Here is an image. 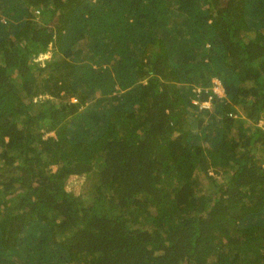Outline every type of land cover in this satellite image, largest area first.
<instances>
[{
  "label": "trees",
  "instance_id": "trees-1",
  "mask_svg": "<svg viewBox=\"0 0 264 264\" xmlns=\"http://www.w3.org/2000/svg\"><path fill=\"white\" fill-rule=\"evenodd\" d=\"M263 118L264 0H0V264H264Z\"/></svg>",
  "mask_w": 264,
  "mask_h": 264
},
{
  "label": "rangeland",
  "instance_id": "rangeland-1",
  "mask_svg": "<svg viewBox=\"0 0 264 264\" xmlns=\"http://www.w3.org/2000/svg\"><path fill=\"white\" fill-rule=\"evenodd\" d=\"M49 57L48 55L45 56ZM43 57V58H45ZM52 134V133H49ZM217 177V175H215ZM219 177V176H218ZM227 175H220L219 179H225ZM67 189L74 191L77 195H86V193L91 189L90 184L84 176H71L67 181Z\"/></svg>",
  "mask_w": 264,
  "mask_h": 264
},
{
  "label": "built area",
  "instance_id": "built-area-1",
  "mask_svg": "<svg viewBox=\"0 0 264 264\" xmlns=\"http://www.w3.org/2000/svg\"><path fill=\"white\" fill-rule=\"evenodd\" d=\"M214 84H215L213 87L214 92H216L219 96H223L224 95V89H223L221 82L219 80L215 79ZM194 102L197 103L196 100ZM199 104L202 108H210L211 99L204 101V102H201ZM261 123H264V118L261 120Z\"/></svg>",
  "mask_w": 264,
  "mask_h": 264
}]
</instances>
